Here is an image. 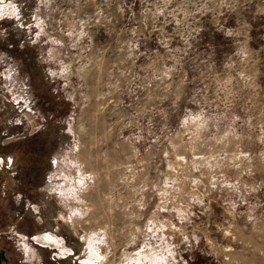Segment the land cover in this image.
<instances>
[{
  "label": "rangeland",
  "instance_id": "374dc122",
  "mask_svg": "<svg viewBox=\"0 0 264 264\" xmlns=\"http://www.w3.org/2000/svg\"><path fill=\"white\" fill-rule=\"evenodd\" d=\"M0 264H264V0H0Z\"/></svg>",
  "mask_w": 264,
  "mask_h": 264
}]
</instances>
